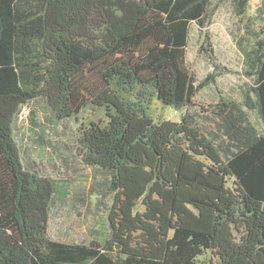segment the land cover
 <instances>
[{"label":"trees","instance_id":"obj_1","mask_svg":"<svg viewBox=\"0 0 264 264\" xmlns=\"http://www.w3.org/2000/svg\"><path fill=\"white\" fill-rule=\"evenodd\" d=\"M223 1L252 95L220 98L199 124L155 123L148 109L193 107L211 83L197 82L185 49L213 0H0V264H264V1L256 30L249 0ZM92 70L106 118L78 142L108 175L94 194L107 196L108 236L63 243L47 235L54 181L24 168L14 124L36 99L60 120L80 113Z\"/></svg>","mask_w":264,"mask_h":264},{"label":"rangeland","instance_id":"obj_2","mask_svg":"<svg viewBox=\"0 0 264 264\" xmlns=\"http://www.w3.org/2000/svg\"><path fill=\"white\" fill-rule=\"evenodd\" d=\"M262 1L249 0L251 16L247 14L249 19L244 22L250 29H258L257 20L252 16ZM206 16L204 31L195 24L190 25L185 65L197 82L212 75L211 83L197 93L193 107L175 109L153 99L148 115L155 123L162 120L177 122L183 115L190 114L201 124L203 109L220 98L241 102L246 94L252 95L253 78L244 72L242 55L235 44L239 27L232 7L226 1L213 0ZM204 32L208 34V44L204 43ZM97 75L94 70L85 75L87 83L82 95L87 105L75 116L60 120L45 100L36 99L21 109L14 124L16 140L23 149L21 159L24 168L54 181L55 194L48 213L47 235L58 242L87 244L90 241L103 242L108 236L107 196L103 191L100 196L94 195L103 189V180L108 175L84 164L78 142L82 128H87L91 121L99 122L106 118V108L91 103L99 93L94 88ZM254 114L250 115L251 120L259 126ZM43 123L51 125L47 137ZM45 143L52 146L48 147V155L44 152ZM51 155L57 156L60 164H55Z\"/></svg>","mask_w":264,"mask_h":264}]
</instances>
